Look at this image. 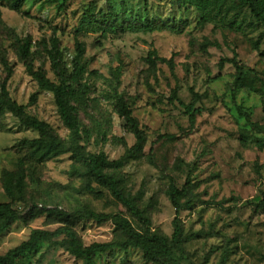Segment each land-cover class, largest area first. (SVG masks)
Returning a JSON list of instances; mask_svg holds the SVG:
<instances>
[{"label": "rangeland", "instance_id": "rangeland-1", "mask_svg": "<svg viewBox=\"0 0 264 264\" xmlns=\"http://www.w3.org/2000/svg\"><path fill=\"white\" fill-rule=\"evenodd\" d=\"M48 1L26 0L16 12L9 0H0V97L5 86L27 115L68 140L70 131L53 94L41 91L28 74L17 40L31 39L35 69H43L53 82L44 42L60 39L70 69L79 43L89 64L86 79L73 88L72 105L90 132L80 144L85 153H104L115 163L106 172L119 179L123 192L151 222V231L168 239L174 261L264 264V25L243 0H217L207 10L179 0ZM255 1L264 11V0ZM88 10L93 11L92 22L81 27ZM103 16L110 25L119 22L113 29L101 22ZM235 57L247 76L236 93V70L228 63ZM118 67L119 93L144 139L139 147L132 127L106 98L110 89L104 78H112L110 69ZM191 104L201 110L194 124L186 112ZM41 136L11 113L0 112V204L20 214L0 235V257L35 230L69 227L85 246L126 240L111 221L61 224L56 218L61 211L87 208L121 215L134 229L146 232L145 223L72 154L41 163L22 148L24 140ZM188 182L189 195L180 200L182 235L176 244V209L169 193L172 186L183 189ZM65 239L42 243L17 264H84L70 255L62 244ZM95 261L153 264L131 248L98 254Z\"/></svg>", "mask_w": 264, "mask_h": 264}, {"label": "trees", "instance_id": "trees-1", "mask_svg": "<svg viewBox=\"0 0 264 264\" xmlns=\"http://www.w3.org/2000/svg\"><path fill=\"white\" fill-rule=\"evenodd\" d=\"M60 0H49V4H58ZM67 3L71 0H62ZM183 5L191 3L201 10L215 8L217 0H179ZM251 14L257 21L264 25V11L259 3L255 0H243ZM147 3V0H145ZM26 0H9L11 10L21 11L25 6ZM215 4V5H213ZM61 8V7H59ZM93 11H87L81 21V27L86 23H91ZM207 21V14L205 15ZM103 24L108 23V17H102ZM115 23H108L111 28H115ZM96 20L95 23H98ZM147 26V25H146ZM44 49L51 65V71L55 75L56 82L51 81L43 69H35L32 53V41L30 38L18 39V55L22 62L25 63L28 74L33 77L41 91L53 94L55 103L58 108L59 116L64 126L70 131L68 140H62L51 129L46 122L40 121L35 117L29 116L25 112V108L19 106L11 100L9 93L4 86L2 88V96L0 97V112L11 113L24 126L31 128L42 136L37 140H24L22 148L31 153L32 158H38L39 162L58 157L63 154L70 153L82 163L86 168V173L89 174L97 183L109 189L113 197L120 202L134 217L145 223L147 229L145 233H141L134 229L131 223L121 215H106L96 211L79 208L73 212L61 211L56 213V218L59 223L69 225L75 221L92 220L97 224L113 222L115 226L126 236V240L121 243H93L90 246H85L78 235L69 227H63L55 231L35 230L30 238L23 242L20 246L10 250L6 255L0 257V264H17V261L26 254L36 251L42 243H53L61 237L66 239L62 242L66 246L70 255L80 259L84 264H96L95 257L98 254L112 253L115 249L128 250L137 249L144 255L146 262L153 264H178L173 259V248L170 246L167 238L151 231V222L139 209L135 202L129 198L121 189L119 179L106 172L112 168L115 163L111 162L104 153L88 154L84 152L81 146V140L84 136L89 137V130L85 129L80 123L76 109L72 105V97L74 94V86L82 82L87 77L88 60L85 58V53L82 46L78 43L76 46V56L74 57L71 69L65 62L64 52L61 49V41L58 37L53 36L50 41L44 42ZM154 56L150 54V58ZM228 63L233 65L236 70V80L234 83V93L244 87L246 80V72L244 67L237 61V58L228 60ZM224 68V62L220 63V69ZM112 78H104L109 89L106 98L113 102L117 112L126 123L132 127L134 134L138 139V147L144 143L141 136L139 126L135 118H133L130 108L126 105L122 95L119 93L122 78V68L110 69ZM196 99L200 97L196 95ZM186 112L190 117L192 124L196 121L197 114L201 113L200 109H195V104L186 106ZM188 182L183 189L172 186L170 189V199L176 209V218L174 220V234L172 237L173 243H179L182 235L180 223V211L182 205L180 200L189 195ZM6 191L12 196V191L6 186ZM53 214L52 212H49ZM20 220V214L13 210L9 205L0 204V235L7 232L16 222ZM220 264H224L223 261Z\"/></svg>", "mask_w": 264, "mask_h": 264}]
</instances>
